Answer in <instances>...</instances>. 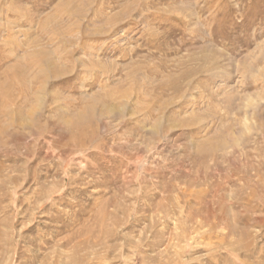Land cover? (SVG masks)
<instances>
[{
    "label": "rangeland",
    "instance_id": "rangeland-1",
    "mask_svg": "<svg viewBox=\"0 0 264 264\" xmlns=\"http://www.w3.org/2000/svg\"><path fill=\"white\" fill-rule=\"evenodd\" d=\"M0 264H264V0H0Z\"/></svg>",
    "mask_w": 264,
    "mask_h": 264
}]
</instances>
